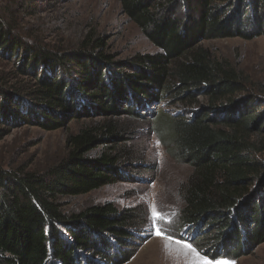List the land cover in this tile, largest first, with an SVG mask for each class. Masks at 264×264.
<instances>
[{
	"label": "trees",
	"instance_id": "trees-1",
	"mask_svg": "<svg viewBox=\"0 0 264 264\" xmlns=\"http://www.w3.org/2000/svg\"><path fill=\"white\" fill-rule=\"evenodd\" d=\"M120 3L159 50L137 55L129 67L110 68L99 53L102 39L87 37L67 51L28 43L0 9V138L4 126L31 115L21 99L41 110L38 124L47 131L68 119L84 122L46 172L0 168V264H78V251L98 261L106 258L100 247H109L107 238L133 240L135 213L112 204L69 213L61 201L139 172L144 155L131 143L146 121L140 111L168 101L183 114L159 108L153 130L193 169L180 190L178 227H205L196 243L233 259L246 246L264 245V80L203 45L264 35V0ZM66 75L77 77L75 88Z\"/></svg>",
	"mask_w": 264,
	"mask_h": 264
},
{
	"label": "rangeland",
	"instance_id": "rangeland-1",
	"mask_svg": "<svg viewBox=\"0 0 264 264\" xmlns=\"http://www.w3.org/2000/svg\"><path fill=\"white\" fill-rule=\"evenodd\" d=\"M0 9L6 14L4 20L18 28L17 33L24 41L47 49L74 50L87 37L102 39L104 46L99 53L107 56L110 68L116 65L129 67L137 55L159 53L123 13L120 0H0ZM203 45L217 57L231 61L254 81L264 80V35L251 40L241 37L209 40ZM63 77L70 88H75L77 77ZM21 100L25 111L29 109L31 115L27 120L3 127L0 168L46 172L65 157L68 135L77 132L84 122L68 119L64 121L63 128L47 131L38 124L41 110L30 105L28 99ZM168 102L140 111L146 121L139 125L140 132L131 143L144 155L145 164L139 172H122V180L114 184L61 201L69 213L112 204L118 211L135 213L139 218L133 240L120 244L107 238L109 247H100L106 258L97 261L98 258L95 259L92 254L78 251V264H89V260H94V264H198L195 253L177 241L191 243L209 261L215 258L230 261L231 264H264V245L246 246L241 253L243 256L233 259L220 247L215 250L196 243L203 236L205 227L195 240H191L194 228L178 227L176 218L183 207L180 190L193 169L190 164L179 161L173 155L174 147L165 145L153 130L155 123L152 121L159 108L168 114H183L181 106H171ZM187 229L189 232L185 233ZM150 231H159L161 235L149 234ZM215 231L212 227L207 234ZM67 236L65 233V238ZM49 264L61 263L52 260Z\"/></svg>",
	"mask_w": 264,
	"mask_h": 264
},
{
	"label": "snow or ice",
	"instance_id": "snow-or-ice-1",
	"mask_svg": "<svg viewBox=\"0 0 264 264\" xmlns=\"http://www.w3.org/2000/svg\"><path fill=\"white\" fill-rule=\"evenodd\" d=\"M149 234H155L158 236L161 235L159 231H155V232L150 231ZM177 243H183L185 248L195 253L196 257L198 258V264H231L230 261L223 260V259L216 260L215 258H213L211 261L207 260V258L203 257L195 248L192 247V244L189 242L177 241Z\"/></svg>",
	"mask_w": 264,
	"mask_h": 264
}]
</instances>
